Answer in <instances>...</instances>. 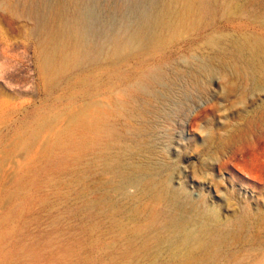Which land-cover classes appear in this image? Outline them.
<instances>
[{
	"label": "rangeland",
	"instance_id": "1",
	"mask_svg": "<svg viewBox=\"0 0 264 264\" xmlns=\"http://www.w3.org/2000/svg\"><path fill=\"white\" fill-rule=\"evenodd\" d=\"M106 1L85 0L70 11L82 32L90 22L104 26ZM257 1L234 15L228 12L241 0H211L209 14L191 30L179 27L146 47L127 42L120 13L114 46H89L85 62L73 44L55 52L38 5L12 6V24L0 6V264H189L174 248L196 238L185 244L170 233L178 202L188 210L210 204L237 218L238 239L210 264H264V116L253 111L264 92L238 79L227 93L235 70L230 81L216 77L206 87L174 91L176 99L173 92L171 118L159 119L153 141L160 173L127 167L141 153L139 115L152 118L145 104L164 87L171 91L162 83L173 68L220 62L187 61L183 47L197 49L224 32L264 36V26L251 21L253 8L264 4ZM99 27L92 41L105 39ZM166 179L175 199L150 188Z\"/></svg>",
	"mask_w": 264,
	"mask_h": 264
},
{
	"label": "bare ground",
	"instance_id": "2",
	"mask_svg": "<svg viewBox=\"0 0 264 264\" xmlns=\"http://www.w3.org/2000/svg\"><path fill=\"white\" fill-rule=\"evenodd\" d=\"M83 1L85 0H2L0 6L2 8L1 11L7 13L9 23L12 24L14 18L8 14L11 13L10 8L12 6L25 9L31 5H38L42 12V25L44 32L47 33V39H49L50 43L57 41L55 52H57L60 46L65 47L73 44L80 47L77 54L79 57L78 62H85V60L90 59L89 46L91 45H98V49L105 44L114 46V31L119 26L118 15L120 13L125 15L120 26L127 42L131 44L133 41L140 42L143 47H146L161 42V40L169 39L170 35L179 27H187V29L191 30L202 21L201 15H208L211 9V0H107L108 20L104 26L99 27L90 22L84 29L85 31L82 32V22L72 19V12L70 11L75 10V8L77 9ZM241 2L239 6L235 7L234 10L230 9L228 13L235 15L243 10H250L258 1L241 0ZM93 9L90 6L91 11L87 15L88 20L92 19L94 14ZM252 12L251 21L264 26V4L258 3V6L253 8ZM1 21L0 29L2 31L4 29ZM98 27L102 28L99 32L105 35V39L100 42H96V40L92 41L90 36L95 35L93 30ZM182 41L186 45L189 44L187 38ZM131 44H128V46ZM183 51L187 52L184 57L187 61H190L194 56H199L198 58L200 59H206L207 57L218 58L220 62L216 63L218 61L215 59L216 62L211 65H206V62L205 65H201L200 63L199 67L195 70L191 67L181 68L178 65L173 66L174 74L167 82L162 83L163 86L168 84L172 88L171 91L168 92L166 87H164L163 90H159L155 94L154 99L147 101L145 108L152 115V118H146L144 114L139 115L141 123L144 124L140 127L143 136L137 144L138 150L140 149L141 153L136 155L133 162L127 166L128 168L140 167L143 171H151L153 175L161 172L156 165L158 150L154 142L159 140L155 135V129L159 119L169 120L171 118V111L174 107V96L175 99L178 97V94H175L174 91H183L199 86L206 87L216 77L230 81L234 72L233 70H235L238 78L234 81L235 83H232L233 86L231 88H225L227 93L231 95L236 91L238 79L248 83L253 91L264 92L263 35L248 31L224 32L220 35L210 36L202 47L197 49L191 48L189 50L183 47ZM47 55L49 56L51 53ZM112 55L116 57L117 53L115 52ZM100 57L101 54L100 56L97 55L96 59ZM68 58L67 64L74 61V58ZM202 76H204V79ZM3 102L5 100L0 96V104ZM260 104V106L254 107L253 111L255 114L264 116V101ZM250 123L251 120L249 119ZM205 139L204 151L210 154L212 152L211 143L214 140V134L210 126H208ZM146 175L147 173H142L140 180L145 178ZM150 188L159 194L167 193L173 199L177 195L176 189L172 188L169 179H166L160 185L152 182ZM158 196L162 197V195ZM178 205L181 208L179 213L174 214L172 217L170 233L174 236H181L185 240V244H188L186 240L196 238V241L188 246L176 245L177 247L174 248L175 253L192 259L189 264H210L218 255L230 248L233 238H237V218L226 219L218 208L210 204L205 209H200L197 204H194V210H188L187 206L182 204V202H178ZM192 211L194 212L191 214ZM196 212L200 214L196 215ZM200 237L204 239L199 241Z\"/></svg>",
	"mask_w": 264,
	"mask_h": 264
}]
</instances>
